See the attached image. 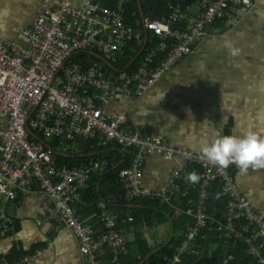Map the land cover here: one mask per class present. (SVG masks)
<instances>
[{
	"label": "built area",
	"instance_id": "built-area-1",
	"mask_svg": "<svg viewBox=\"0 0 264 264\" xmlns=\"http://www.w3.org/2000/svg\"><path fill=\"white\" fill-rule=\"evenodd\" d=\"M128 2L115 0L111 8L108 0H62L58 7L41 10L23 28L25 43L0 39V203L11 193H32L36 185L52 201L48 219L55 229L71 231L89 264H103L99 258L102 248L118 255L126 248L116 229V217L104 211V231L96 237L97 232L75 206L83 203L82 192L91 174L109 167L105 151L119 146L134 152L130 166L119 173L129 200L146 199L173 207L179 198L188 199L185 214L195 222L174 258L168 259L170 264H189V259L202 258L204 252L191 242L212 226L208 255L216 244L224 243L217 264H232L236 254L243 256L246 264H264V218L240 194L235 165L224 169L200 152L139 135L123 128L125 115L106 110L116 95L145 94L193 52L204 39L208 25L234 20L236 9L249 10L255 0H200L186 6L172 3L167 18L144 17L139 31L125 23ZM149 34L155 43L147 48ZM132 43L144 44V50L131 69L128 65L110 75L92 60L101 57L113 66ZM79 139L85 142L83 147L88 148L89 156L102 155L86 166H70L64 160L81 153ZM151 155L183 161L163 185L153 190L141 182L144 161ZM198 170V179L190 180ZM215 183L224 202L210 213V205L215 203L211 196ZM218 209L220 216L216 218L214 211ZM2 220L5 224L0 234L5 235L10 220L3 216ZM117 256L112 264H117ZM32 259L29 256L12 264Z\"/></svg>",
	"mask_w": 264,
	"mask_h": 264
},
{
	"label": "crops",
	"instance_id": "crops-1",
	"mask_svg": "<svg viewBox=\"0 0 264 264\" xmlns=\"http://www.w3.org/2000/svg\"><path fill=\"white\" fill-rule=\"evenodd\" d=\"M61 1L0 0V39L25 43L23 28L30 25L41 10L58 7ZM109 4L113 2L108 0ZM234 16V20L225 21L222 31L214 24L208 26L204 39L193 52L145 94L116 95L107 105V112L125 115V129L166 140L172 146L195 153L200 152L203 140L211 141L217 133L239 137L251 130L264 136V0H255L254 7L249 10L236 9ZM225 40L241 50L239 57L229 56L223 47ZM137 49V56H140L144 44L132 43L126 51L134 53ZM126 51L122 58L129 59ZM101 63L100 66L105 65ZM109 65H106L108 70L101 68L105 73L115 74L118 69ZM80 147L81 152L85 151V147ZM182 164L181 159L173 161L161 155L147 157L142 167V185L156 189ZM234 178L240 194L264 218V173L249 169L242 174L235 169ZM32 191L26 195L11 193L0 203V228L5 224L2 216L10 220L8 233L0 234V264H12L29 256L33 259L25 264H89L81 255L79 242L71 231L56 230L48 219L52 201L40 193L36 185ZM99 208L101 215L109 211L118 222L120 212L110 211L104 204ZM129 219L128 222L132 220ZM86 220H93V216ZM165 226L169 231L167 224L156 225L150 228L154 232L141 236L149 249L158 251L167 245H159L169 236L165 234ZM127 235L132 237V234ZM127 235L122 237L129 242L132 238L127 239ZM124 253L118 255L105 247L99 251V258L103 264H112L113 257L118 255L119 260ZM130 255L133 259L134 255Z\"/></svg>",
	"mask_w": 264,
	"mask_h": 264
},
{
	"label": "trees",
	"instance_id": "trees-1",
	"mask_svg": "<svg viewBox=\"0 0 264 264\" xmlns=\"http://www.w3.org/2000/svg\"><path fill=\"white\" fill-rule=\"evenodd\" d=\"M113 3L115 0H111ZM200 0H129L125 6L124 19L125 23L130 25L136 30H141L142 18L148 17L150 19L161 20L167 18L170 14L169 5L172 3H179L182 6L197 3ZM141 11H140V7ZM113 4H109L112 7ZM141 12L143 16L141 15ZM225 21H215V28L222 31L225 27ZM230 21V20H229ZM220 22V23H219ZM216 23H219L215 25ZM210 26V25H208ZM207 26V27H208ZM176 27H179L176 25ZM207 32V29H206ZM146 45L148 48L155 43V38L151 37ZM126 53L130 55V58L119 59V62L113 65V69L126 68L128 65L133 68L138 59L143 56V53L136 59L139 49L134 53L127 50ZM80 57H82L80 55ZM83 58V57H82ZM136 59V60H135ZM93 61L101 63L97 57L92 58ZM134 60V61H133ZM102 65V63H101ZM104 70L109 68L106 65L101 66ZM78 145L84 146L85 142L82 140L77 141ZM50 145V143H48ZM88 148L85 147V151L78 153L74 157H69L64 161L70 166H86L90 160H96L102 154H93L89 156ZM108 157L109 167L102 173H92L86 188L82 192V205L80 204L76 209L80 213L84 220L93 216V220L87 221L94 228V232H97L96 237H99L104 231L103 221H101L100 204H104L110 211L120 212L116 229L122 235L132 234V240L126 242L127 249L124 251V255L118 260L119 264H139L140 261L145 260L143 264H170L169 261L164 260L174 258L182 240L189 229L194 225L195 220L185 214L186 209L189 207L187 198H179L174 201V206L160 205L158 201L136 199L129 200L123 189V186L119 182V173L122 169L130 166L133 159V153L131 150L122 149L119 146H112L104 153ZM58 163H61V159L57 158ZM199 170L195 172V175L199 177ZM211 191L212 199L215 201L214 205H210V213H213L215 207L219 208L223 205L224 200L218 196L219 187L215 183ZM52 209V208H51ZM51 211V210H50ZM215 217L220 216L219 209L214 211ZM128 218L132 220L128 222ZM125 221V222H123ZM167 224L169 227L168 237L159 245L163 246L158 251L149 249L148 244L141 238V229H150L156 225ZM213 227V226H212ZM212 227L207 229L200 238L191 242L195 248H199L204 253L202 258L189 259V264H217V257L219 256V249L224 245L223 242L216 244L215 248H212V254L208 255L210 250V237ZM207 235V236H205ZM173 236V237H172ZM130 253L134 255L131 259ZM26 255H23L25 257ZM235 260L232 264H246L247 260L239 255H234ZM126 259V260H125ZM131 259V260H129ZM188 261V258H186ZM129 260V261H127ZM17 261V260H16ZM14 263V262H13Z\"/></svg>",
	"mask_w": 264,
	"mask_h": 264
},
{
	"label": "clouds",
	"instance_id": "clouds-1",
	"mask_svg": "<svg viewBox=\"0 0 264 264\" xmlns=\"http://www.w3.org/2000/svg\"><path fill=\"white\" fill-rule=\"evenodd\" d=\"M223 47L232 58L239 57L241 50L230 40H225ZM175 119V117H173ZM201 155L217 166L227 169L235 165L242 174L252 170H264V136L255 131H247L242 136L219 135L211 141L203 140L199 145ZM189 179L196 181L195 173Z\"/></svg>",
	"mask_w": 264,
	"mask_h": 264
},
{
	"label": "rangeland",
	"instance_id": "rangeland-1",
	"mask_svg": "<svg viewBox=\"0 0 264 264\" xmlns=\"http://www.w3.org/2000/svg\"><path fill=\"white\" fill-rule=\"evenodd\" d=\"M164 231H165V234H168L169 231H167V226H165ZM149 232H154V229H141L140 230V233L142 234V236H145ZM157 235H158V232H156V236ZM131 238H132L131 236L127 235V239H131Z\"/></svg>",
	"mask_w": 264,
	"mask_h": 264
},
{
	"label": "water",
	"instance_id": "water-1",
	"mask_svg": "<svg viewBox=\"0 0 264 264\" xmlns=\"http://www.w3.org/2000/svg\"><path fill=\"white\" fill-rule=\"evenodd\" d=\"M139 7H140V5H139ZM140 11H141V7H140ZM141 15L143 16V14H142V12H141ZM100 60H101V62L103 63V64H105V65H109L108 64V62H106V60H104L103 58H99ZM110 66V65H109Z\"/></svg>",
	"mask_w": 264,
	"mask_h": 264
}]
</instances>
